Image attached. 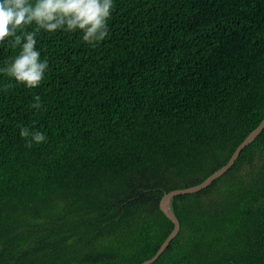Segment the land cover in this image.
I'll return each instance as SVG.
<instances>
[{"label": "trees", "instance_id": "1", "mask_svg": "<svg viewBox=\"0 0 264 264\" xmlns=\"http://www.w3.org/2000/svg\"><path fill=\"white\" fill-rule=\"evenodd\" d=\"M37 39L40 86L0 76V264H142L175 227L163 197L264 120V0H116L95 46ZM21 127L46 142L26 147ZM171 208L181 230L154 264H264V130Z\"/></svg>", "mask_w": 264, "mask_h": 264}, {"label": "clouds", "instance_id": "2", "mask_svg": "<svg viewBox=\"0 0 264 264\" xmlns=\"http://www.w3.org/2000/svg\"><path fill=\"white\" fill-rule=\"evenodd\" d=\"M116 0H0V46L14 49L0 67V76L8 77L28 89H36L45 79L48 59L37 48L38 34L56 31L79 33L82 42L95 46L109 35V22ZM11 85H0L7 90ZM32 107H41L34 95ZM19 135L26 147L40 146L47 140L46 132L21 127Z\"/></svg>", "mask_w": 264, "mask_h": 264}, {"label": "water", "instance_id": "3", "mask_svg": "<svg viewBox=\"0 0 264 264\" xmlns=\"http://www.w3.org/2000/svg\"><path fill=\"white\" fill-rule=\"evenodd\" d=\"M263 130H264V120L258 126V128L256 130H254L244 140V142L238 147V149L236 150V152L234 153V155L230 159L229 163L226 166H224L223 168L216 171L210 177H208L203 183H201L200 185L194 186V187L171 191L170 193L166 194L163 197V199L161 201V209L165 213V215L174 223L175 227H174L173 232L166 239V241L163 243V245L161 246V248L159 249L157 254L152 259H150V260H148L142 264H154L160 258V256L165 252V250L169 247L172 240L177 237V235L179 234V232L181 230L180 221L176 217V215L174 214V212L172 211V208H171L172 199L175 198L176 196H179V195L198 193V192H201V191L209 188L216 179L224 176L234 166V164L238 160L242 150L244 148H246L249 144H251L261 134V132Z\"/></svg>", "mask_w": 264, "mask_h": 264}]
</instances>
